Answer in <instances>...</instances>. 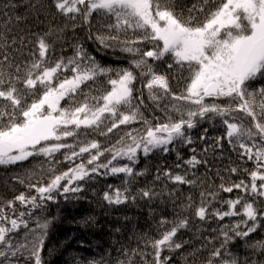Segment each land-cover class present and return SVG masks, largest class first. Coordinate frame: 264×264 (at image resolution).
I'll use <instances>...</instances> for the list:
<instances>
[{
  "label": "snow or ice",
  "instance_id": "obj_1",
  "mask_svg": "<svg viewBox=\"0 0 264 264\" xmlns=\"http://www.w3.org/2000/svg\"><path fill=\"white\" fill-rule=\"evenodd\" d=\"M0 166L25 169L0 184V264H45L48 203L89 188L154 227L117 216L132 234L86 264H264V0H0Z\"/></svg>",
  "mask_w": 264,
  "mask_h": 264
},
{
  "label": "trees",
  "instance_id": "obj_2",
  "mask_svg": "<svg viewBox=\"0 0 264 264\" xmlns=\"http://www.w3.org/2000/svg\"><path fill=\"white\" fill-rule=\"evenodd\" d=\"M86 32L76 31L70 33L68 40L71 41L74 37L81 39ZM86 47H88L91 54L96 56L97 60L107 66H127V60L124 58V54L119 57L114 55L110 50L97 51V45L92 41H87ZM57 55L61 54V50L58 48ZM64 52L71 55V49L68 45L64 46ZM204 127H208L207 124ZM197 132L199 130H196ZM195 134V133H194ZM210 129V135H214ZM199 151V149H198ZM182 154L185 158L190 157L191 152L184 148ZM231 155L235 159V154L225 151L223 161L217 160V167H221L222 164L228 163L227 157ZM211 158V157H210ZM161 165L165 163L171 164L175 159V153L168 155H161L157 158ZM157 159L150 161L149 163L157 162ZM143 165V161L141 166ZM249 166L250 163H249ZM23 168H14L9 166L5 168L0 166V184H2V178H6L8 175H14L17 172H22ZM200 173H204L205 169L200 168ZM211 175V173H209ZM119 179L115 177H106L98 182H95L94 187L100 190L105 187L106 183L119 184ZM3 187H0V193H3ZM88 196L87 200L66 202L63 199L59 203H48V210L45 215L49 218L57 217L54 221V226L50 229V237L46 241V248L43 253L45 264H86L88 260L99 259L102 249H108V245L118 236L121 240L124 239L125 235H131V232L123 234H111V227L116 222V217L127 214L132 218L131 223L137 225L136 232L150 231L151 227H154L151 217L148 215L147 209L128 207L122 208L119 211L109 210V215L105 216L99 208L95 207L94 202L89 203V200H93L91 194V188L86 192ZM97 215L99 223L103 225V228L89 229L81 227L77 221L82 217L93 213ZM230 222V218H226L223 222L225 224ZM120 223H125L122 219ZM217 225L214 223L213 227ZM188 237L186 236L185 239ZM110 251V249H108Z\"/></svg>",
  "mask_w": 264,
  "mask_h": 264
}]
</instances>
